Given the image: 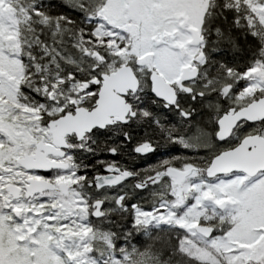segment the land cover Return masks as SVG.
Listing matches in <instances>:
<instances>
[{
  "label": "snow or ice",
  "instance_id": "obj_1",
  "mask_svg": "<svg viewBox=\"0 0 264 264\" xmlns=\"http://www.w3.org/2000/svg\"><path fill=\"white\" fill-rule=\"evenodd\" d=\"M0 264H264V0H0Z\"/></svg>",
  "mask_w": 264,
  "mask_h": 264
}]
</instances>
